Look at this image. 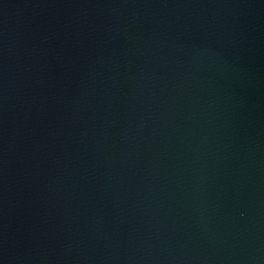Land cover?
Masks as SVG:
<instances>
[{"label": "water", "instance_id": "obj_1", "mask_svg": "<svg viewBox=\"0 0 264 264\" xmlns=\"http://www.w3.org/2000/svg\"><path fill=\"white\" fill-rule=\"evenodd\" d=\"M0 264H264V0H0Z\"/></svg>", "mask_w": 264, "mask_h": 264}]
</instances>
